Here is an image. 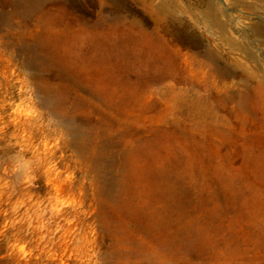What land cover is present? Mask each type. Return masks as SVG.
Segmentation results:
<instances>
[{
	"label": "rangeland",
	"instance_id": "rangeland-1",
	"mask_svg": "<svg viewBox=\"0 0 264 264\" xmlns=\"http://www.w3.org/2000/svg\"><path fill=\"white\" fill-rule=\"evenodd\" d=\"M121 2L0 0V264H264V0ZM168 13L252 80L114 24Z\"/></svg>",
	"mask_w": 264,
	"mask_h": 264
},
{
	"label": "bare ground",
	"instance_id": "bare-ground-1",
	"mask_svg": "<svg viewBox=\"0 0 264 264\" xmlns=\"http://www.w3.org/2000/svg\"><path fill=\"white\" fill-rule=\"evenodd\" d=\"M121 1L122 0H102V2H107V4L109 3L114 9H116L118 12L122 13L125 10V7ZM205 6H206V8L204 7L205 9L203 10V14H202L204 22L211 25L212 27H214L215 30L220 31L219 33H224L225 25L221 21V19L218 18V11H216L215 7L211 3H208ZM162 9L163 8L161 7V9L159 10V11H161V13L163 11ZM167 17H169L172 20V23L170 25L163 24L164 21L162 22L160 20V18L155 17V16L152 17V21H151V23H149L145 20L140 19L137 15H133V16L120 15L117 18H115V19H117V23H114V24L115 25L119 24V25H123V26L125 25V27L128 26L130 28L137 29V30H139L138 32H141L145 35H151V36L154 35V36L159 37V39L168 42L169 45H167V46L172 48L176 52V54L184 56L183 62H185L186 64L190 63L188 61L189 55L187 56V52L182 51V49H183L182 47L187 48L188 51H192L193 55L204 56L208 62V64H207L209 66L208 72L210 73V76L213 77V82H215V80L217 78H221V79L225 80L224 81L225 84H227L228 82L233 83L234 81H236L235 82L236 84H239L242 86V85L247 84L249 82V80H252L249 76H247L245 74L246 69L244 68V66L242 64L241 59L237 56H235V57L231 56L230 53L233 52L232 47H230V51L226 54V56H223V54L221 53L222 51H220L219 49H214L210 45L209 42L204 41V39H202L192 29V25H191L192 23L190 24L187 19H186L187 20L186 21L182 17H176L175 14H173V13H168ZM85 18H87V17H85ZM104 20L107 21L106 19H104ZM109 20H111V19H109ZM80 21H81V18H80ZM190 22H192V21H190ZM245 30L247 31L248 35H252L254 40L255 39L260 40V38H262L261 42L264 44V26L261 25L258 21L255 22L254 25H249ZM166 35H168L171 38V40L169 38H166ZM222 36L224 37V34H222ZM226 41H227V39H226ZM236 50H238V49H236ZM244 52L247 53V51H245V50H244ZM170 62L169 63L166 62L165 64H163L161 66V68L158 69V70H160L159 74L155 73V75H152L150 77V79L147 81V84L160 83L167 77L174 78L178 82L184 81L183 77H181L182 75L177 74V72L175 70L176 69L175 65H173ZM191 72H192V70H191ZM229 80H231V81H229ZM182 87L177 88L176 85L171 84V85H168V88H169L168 90L172 93H176L179 90L182 92V91H184V88H182ZM251 91L253 93L259 92L261 94H264V87H263L262 83L258 81L256 84L251 86ZM231 95L230 96L232 98H237L239 102H242V100H244L245 98H247L249 96L248 93H245L242 90H238V92H233V93L231 92ZM175 97H177V96H175ZM218 98L219 97L217 96V99ZM179 103L184 105L188 102L181 100ZM208 104H209V102H208ZM207 111L211 112L210 109H207ZM210 114H212V113H210Z\"/></svg>",
	"mask_w": 264,
	"mask_h": 264
}]
</instances>
